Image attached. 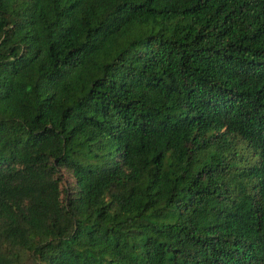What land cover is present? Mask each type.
<instances>
[{"label": "trees", "instance_id": "trees-1", "mask_svg": "<svg viewBox=\"0 0 264 264\" xmlns=\"http://www.w3.org/2000/svg\"><path fill=\"white\" fill-rule=\"evenodd\" d=\"M0 264H264V0H0Z\"/></svg>", "mask_w": 264, "mask_h": 264}, {"label": "rangeland", "instance_id": "rangeland-1", "mask_svg": "<svg viewBox=\"0 0 264 264\" xmlns=\"http://www.w3.org/2000/svg\"><path fill=\"white\" fill-rule=\"evenodd\" d=\"M66 177H67V178H70V177H69V174H66Z\"/></svg>", "mask_w": 264, "mask_h": 264}]
</instances>
